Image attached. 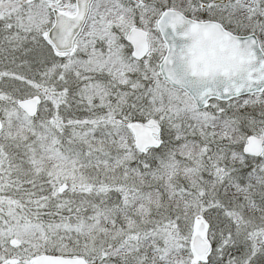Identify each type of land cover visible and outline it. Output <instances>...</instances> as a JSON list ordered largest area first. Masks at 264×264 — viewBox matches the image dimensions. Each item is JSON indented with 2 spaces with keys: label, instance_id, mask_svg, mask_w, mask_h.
<instances>
[{
  "label": "snow or ice",
  "instance_id": "6c2138e0",
  "mask_svg": "<svg viewBox=\"0 0 264 264\" xmlns=\"http://www.w3.org/2000/svg\"><path fill=\"white\" fill-rule=\"evenodd\" d=\"M0 264H264V0H0Z\"/></svg>",
  "mask_w": 264,
  "mask_h": 264
}]
</instances>
